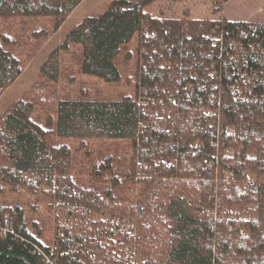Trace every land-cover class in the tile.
<instances>
[{
  "label": "trees",
  "instance_id": "1",
  "mask_svg": "<svg viewBox=\"0 0 264 264\" xmlns=\"http://www.w3.org/2000/svg\"><path fill=\"white\" fill-rule=\"evenodd\" d=\"M84 1L0 0V97ZM154 1L85 18L1 119L0 196L18 203L0 201L17 236L0 238V264H264V24L194 22L187 37L146 17ZM145 30L143 106L49 97L72 46L82 75L121 83ZM23 191L49 198L53 245L30 230Z\"/></svg>",
  "mask_w": 264,
  "mask_h": 264
},
{
  "label": "rangeland",
  "instance_id": "2",
  "mask_svg": "<svg viewBox=\"0 0 264 264\" xmlns=\"http://www.w3.org/2000/svg\"><path fill=\"white\" fill-rule=\"evenodd\" d=\"M115 1L117 0H85L77 12L72 13V17L69 16L70 20L60 30L48 37L42 48L28 61L23 74L0 97V121L16 102L40 83L42 67L51 54L61 47L66 35L85 18L104 14ZM227 3L229 6H227L226 12L230 19L237 20V22L264 24V0H156L145 7L144 12L147 18L156 19L160 23L170 21L182 23L184 25L183 33L189 37L192 33L191 25L194 22L218 23L226 19L223 18V12ZM48 25L52 27V22L44 19L36 27L41 29ZM211 35H214L213 39L217 41L216 37L218 35L213 32ZM142 38L143 33L136 38L139 42L136 40L133 46L125 48L122 52L118 65L124 71L126 78L119 84H108L101 79L82 75V50L80 47L72 46L66 52H62L60 57V81L57 85L49 84V97L58 101H115L122 99L124 96H133L139 102V105L143 106L144 103H147L144 101L147 98V92L140 85V81L144 65L142 56L147 52L139 47ZM137 83L138 91L136 94L135 86ZM36 117L42 118V114L37 111ZM92 147L90 149L97 151L96 145ZM22 193L24 197L22 201L26 204L28 218L38 224L36 228L31 227L30 230L44 229L43 243L53 245L58 216L50 212L48 207L44 205L49 204V198L44 196L37 198L25 193V191ZM6 199H13V204L18 203L11 193L0 196V201H6ZM37 205L38 209L35 210L34 207ZM33 209L35 212H33ZM47 262L49 263L48 259Z\"/></svg>",
  "mask_w": 264,
  "mask_h": 264
},
{
  "label": "built area",
  "instance_id": "3",
  "mask_svg": "<svg viewBox=\"0 0 264 264\" xmlns=\"http://www.w3.org/2000/svg\"><path fill=\"white\" fill-rule=\"evenodd\" d=\"M143 37H146V39L150 37L147 30L143 31ZM8 234L13 235L14 237L16 236L14 231H13V224H11L10 222L7 221L4 224H0V238L5 237ZM34 253L35 254L38 253V254L43 255V252L41 250H39L38 248H36V250H34Z\"/></svg>",
  "mask_w": 264,
  "mask_h": 264
},
{
  "label": "crops",
  "instance_id": "4",
  "mask_svg": "<svg viewBox=\"0 0 264 264\" xmlns=\"http://www.w3.org/2000/svg\"><path fill=\"white\" fill-rule=\"evenodd\" d=\"M230 2H231V1H230ZM230 2H229V3H230ZM83 3H84V2H83ZM81 6H82V4H81V5H80V6H79V7L73 12V14H75V13L77 12V10H78ZM227 6H229L228 3L226 4V7H225V9H224V12H223V16H224V17H223V18H226V19H228V20H230V21H235V22H237V20H232V19L229 18L228 14H227V12H226V10H227ZM73 14H72V15H73ZM72 15H71V17H72ZM69 20H70V18H69L67 21H69ZM67 21H66V22H67ZM66 22H65V23H66ZM62 27H63V26H62ZM62 27H61V28H62Z\"/></svg>",
  "mask_w": 264,
  "mask_h": 264
}]
</instances>
